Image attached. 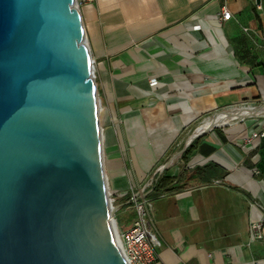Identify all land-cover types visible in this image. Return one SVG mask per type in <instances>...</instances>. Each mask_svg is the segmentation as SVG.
<instances>
[{"label":"crops","instance_id":"obj_1","mask_svg":"<svg viewBox=\"0 0 264 264\" xmlns=\"http://www.w3.org/2000/svg\"><path fill=\"white\" fill-rule=\"evenodd\" d=\"M223 7L231 11L229 18H222ZM80 9L94 59L99 117L113 122L104 133V162L122 205L119 229L126 230L136 215L126 200L131 190L122 192L129 182L125 167L147 164L140 182L157 160L172 159L157 174L164 186L148 194L159 264H264V238L251 240L250 231L251 221L264 216V135L251 134L264 130V119L212 127L178 154L202 116L264 102V5L90 0ZM116 121L125 122L130 151L122 152L124 131ZM133 121L147 126L143 149L151 160H144L133 140Z\"/></svg>","mask_w":264,"mask_h":264},{"label":"water","instance_id":"obj_2","mask_svg":"<svg viewBox=\"0 0 264 264\" xmlns=\"http://www.w3.org/2000/svg\"><path fill=\"white\" fill-rule=\"evenodd\" d=\"M99 105L75 0H0V264H130Z\"/></svg>","mask_w":264,"mask_h":264},{"label":"built area","instance_id":"obj_3","mask_svg":"<svg viewBox=\"0 0 264 264\" xmlns=\"http://www.w3.org/2000/svg\"><path fill=\"white\" fill-rule=\"evenodd\" d=\"M88 1L90 0H75V5L81 8L82 4ZM230 16L231 11L223 7L222 18ZM257 135H264V130L252 132V136ZM159 171H162L161 166L154 171L148 182L131 189L130 201L133 202L136 215L126 230L122 231L118 227V242L120 240L121 249L130 264H159L156 246L160 244V239L155 231L153 203L148 195L157 179L155 174ZM250 231L251 240L264 238L263 215L251 221Z\"/></svg>","mask_w":264,"mask_h":264},{"label":"rangeland","instance_id":"obj_4","mask_svg":"<svg viewBox=\"0 0 264 264\" xmlns=\"http://www.w3.org/2000/svg\"><path fill=\"white\" fill-rule=\"evenodd\" d=\"M99 94V93H98ZM100 100V99H99ZM100 103H101V101H100ZM261 103H264V102H259V101H257V102H252V103H238V105L239 104H254V105H258V104H261ZM102 105V104H101ZM103 105L105 106V103H103ZM106 105H108L107 103H106ZM225 108V107H224ZM223 109V108H222ZM218 110H220V109H218ZM214 112H216V110L214 111ZM214 112H211V113H209V114H206V115H204V116H202L200 119H198L196 122H194L193 124H192V126H191V128L192 129H194L195 127H196V125L197 124H199L202 120H203V118L204 117H206V116H208V115H211V114H213ZM99 113H100V110H99ZM101 118H100V123H101V130H102V135H103V137H102V144H103V150H104V154H105V152H106V147L107 146H104L105 144L107 145V141H106V139H104V133H105V131H107L108 130V127H109V125H113V122L111 121V122H107L104 118H106L105 116H103V115H101L100 116ZM253 118H257V119H264V115H253L252 116ZM118 128L119 127H121L122 129H123V131H124V136H123V138H122V142L123 143H125L124 144V150H122V152L123 151H130L129 149H128V145H127V143H129V139H128V135L125 133V122L123 121V122H119V121H116L115 123H114ZM190 128V129H191ZM252 134V133H251ZM184 136H187V133H184L183 134ZM119 140H120V138H119ZM104 147H105V149H104ZM145 149H142V151H140V154H144V153H146L145 151H144ZM150 151L148 150L147 151V157H152V156H150L151 155V153H149ZM128 153H130L132 156H134V153L135 154H137V150L134 148V150L132 149L131 150V152H128ZM149 154V155H148ZM123 157H125V155L123 154V153H121V161H123L122 162V165L123 166H125L124 165V158ZM104 158H105V156H104ZM150 160H151V158H149ZM130 162V161H129ZM164 163V159H162V160H157V162L155 163V164H153L151 167H150V169L148 170V171H146V173L145 174H143V176H142V180L139 182V179L138 178H140L139 176H141V174H142V170H144V167L143 166H134L131 162H130V164L127 166V168L125 167V169H126V173H127V176H128V178H129V182H128V187L125 189V190H123L122 192L125 194L126 193V191H128L129 189L131 190L132 188H135L136 189V187H140V186H142V185H144L146 182H148L149 181V179H150V177H151V175L154 173V171H156V169H158L159 167H160V165H162ZM157 174L158 173H156L155 174V177H157ZM108 191H109V193H110V198H111V200H112V203H113V205H119V207H121L122 205H120L118 202H120V201H118L116 198H115V193L116 192H114V190H113V188H112V186H111V184H110V182H109V189H108ZM121 215H123L121 212H120V209L118 208L117 210H116V212H115V220L117 221V224H118V227H119V223H118V220H121L120 219V217H121Z\"/></svg>","mask_w":264,"mask_h":264},{"label":"bare ground","instance_id":"obj_5","mask_svg":"<svg viewBox=\"0 0 264 264\" xmlns=\"http://www.w3.org/2000/svg\"><path fill=\"white\" fill-rule=\"evenodd\" d=\"M149 85H152V86L155 85V80L151 79ZM125 108L128 109L127 107H125ZM253 115H264V105L259 106V107L255 106L254 104L231 105L226 110H219L218 112H216L214 114H211V115L204 117L203 120L199 124H197L196 127L192 130V132L189 134V136L194 132L195 129L197 132H200V131L208 130L215 125H223V124L231 122L235 119H244L247 117H251ZM134 119H136V118H134ZM137 120L138 121L140 120L139 117L137 118ZM136 124H137V122L135 123V121H133V125L135 127H137L133 131L134 132L133 140L137 144L136 146H138L139 149L141 150V149H143V146H144L143 141H144V139L146 140V137L148 136V133L146 132L147 126L143 127L141 122H139L138 125H136ZM101 132H102V130H101ZM159 145H162V144H159ZM144 151L146 152L143 154V158H145L144 159L145 161H147L146 160L147 158H153V157H147V151H148L147 149H145ZM174 157H176V155H174ZM146 165L147 164H145V166ZM116 238L118 239V231L116 234ZM119 242H120V240H119ZM120 244H121V242H120Z\"/></svg>","mask_w":264,"mask_h":264},{"label":"trees","instance_id":"obj_6","mask_svg":"<svg viewBox=\"0 0 264 264\" xmlns=\"http://www.w3.org/2000/svg\"><path fill=\"white\" fill-rule=\"evenodd\" d=\"M261 4L264 5V0H262ZM191 145H192V143L188 146V148H189ZM188 148H187V149H188ZM183 157H187V155H186V154H183ZM164 184H165V183L163 182L162 178L160 179V177L158 176L157 179H156V181H155V183H154V186H153L152 189L154 190V192H158V190H160V188H161L162 186H164ZM153 190H152V191H153ZM130 197H131V193L126 197V200H128L129 203L133 204V202L130 201ZM149 197H150V196H149Z\"/></svg>","mask_w":264,"mask_h":264}]
</instances>
